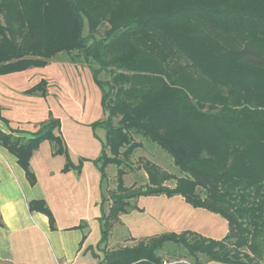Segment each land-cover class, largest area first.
I'll return each instance as SVG.
<instances>
[{
	"label": "trees",
	"instance_id": "trees-1",
	"mask_svg": "<svg viewBox=\"0 0 264 264\" xmlns=\"http://www.w3.org/2000/svg\"><path fill=\"white\" fill-rule=\"evenodd\" d=\"M59 53L85 63L101 91L100 264H169L157 255L165 244L182 247L189 264H264V0H0V75L43 67ZM30 92L44 95V82ZM58 130L49 119L26 140L0 132L30 184L41 141L71 166ZM135 137L166 152L183 175L167 188L172 176L145 162L148 185L125 188L120 168L105 213L104 168L130 160L141 147ZM159 195L219 215L226 235L165 233L107 250L119 216ZM35 208L52 223L43 202H30Z\"/></svg>",
	"mask_w": 264,
	"mask_h": 264
},
{
	"label": "crops",
	"instance_id": "crops-1",
	"mask_svg": "<svg viewBox=\"0 0 264 264\" xmlns=\"http://www.w3.org/2000/svg\"><path fill=\"white\" fill-rule=\"evenodd\" d=\"M41 82L44 95L31 93ZM103 118L101 91L87 65L51 60L0 75V132L26 140L40 124L57 120L71 164L66 170L65 156L54 154L49 140L41 141L29 159L35 178L30 184L16 157L0 145V264H100L102 184L94 161L105 137L95 123ZM161 196L167 198L161 208L139 205L140 197L139 210L119 216L133 242L186 231L212 240L226 235L227 222L219 215L194 208L180 196L148 197ZM38 201L52 223L38 208L29 209Z\"/></svg>",
	"mask_w": 264,
	"mask_h": 264
},
{
	"label": "rangeland",
	"instance_id": "rangeland-1",
	"mask_svg": "<svg viewBox=\"0 0 264 264\" xmlns=\"http://www.w3.org/2000/svg\"><path fill=\"white\" fill-rule=\"evenodd\" d=\"M103 27L98 29V35L102 34ZM51 60L53 61H69V56L64 53H59ZM50 60V61H51ZM81 66H85V63H80ZM88 67V66H87ZM100 79H105V75L101 74ZM95 110H91L90 114H94ZM136 142L141 143V147L135 149L130 157V160L124 161V163L118 167L114 164H108L104 168L105 172V182L103 186V192L105 197L104 211L107 213L111 201L112 194L117 192V172L118 169H122L124 174L122 176L123 187L125 188H138L148 185L147 174L144 169L145 162H150L157 166L160 171H163L172 176L171 179H168L163 184L167 188H173L175 185L174 178H180L183 174L180 173L177 167L173 165L172 159L170 156L158 148L156 145L142 139L141 137H135ZM107 155L110 156V152H107ZM167 198L161 197H142L139 200V205L144 207H149L154 205L156 207H163V201ZM179 199V198H178ZM170 201V200H169ZM162 230V229H161ZM110 241V251L120 249L123 247H133L138 242H133L134 240L129 238L126 235V232L122 228L120 220L113 223L112 228L109 233ZM157 255L165 262L169 264H183L186 262L193 263L189 257H185V252L182 247L177 248L174 244H165L163 249L157 253ZM201 261L204 262V258L201 257ZM211 264H218L215 262H210ZM208 264V263H207Z\"/></svg>",
	"mask_w": 264,
	"mask_h": 264
},
{
	"label": "built area",
	"instance_id": "built-area-1",
	"mask_svg": "<svg viewBox=\"0 0 264 264\" xmlns=\"http://www.w3.org/2000/svg\"><path fill=\"white\" fill-rule=\"evenodd\" d=\"M57 264H67V263L57 262Z\"/></svg>",
	"mask_w": 264,
	"mask_h": 264
}]
</instances>
